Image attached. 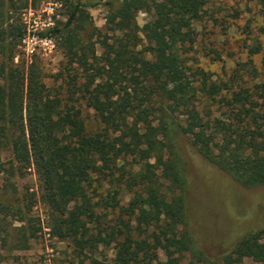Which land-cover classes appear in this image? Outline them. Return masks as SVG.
<instances>
[{"label":"trees","instance_id":"obj_1","mask_svg":"<svg viewBox=\"0 0 264 264\" xmlns=\"http://www.w3.org/2000/svg\"><path fill=\"white\" fill-rule=\"evenodd\" d=\"M209 2L108 0L112 35L101 41L88 5L64 0L66 20L39 33L64 56L69 90L61 92L44 81L40 63L15 64L13 41L25 34L16 17L38 0H0V237L12 218L23 224L19 244L29 241L36 194L20 197L17 180L33 169L53 236L78 255L113 249V258L92 264L264 261V228L216 259L189 229L177 136L241 186H264V62L255 80L220 79L195 65Z\"/></svg>","mask_w":264,"mask_h":264},{"label":"rangeland","instance_id":"obj_2","mask_svg":"<svg viewBox=\"0 0 264 264\" xmlns=\"http://www.w3.org/2000/svg\"><path fill=\"white\" fill-rule=\"evenodd\" d=\"M88 5L94 26L105 36L108 0H83ZM17 25L25 31L17 45L15 64L28 68L34 61L40 63L44 81L56 91L66 92L69 86L62 81L64 56L53 39H43L40 32L54 27L67 18L64 0H38L34 7L19 11ZM148 17L140 13L138 23L143 27ZM30 38V39H29ZM97 39V38H95ZM97 44L98 52L102 50ZM260 47V52L252 49ZM195 65H199L216 78L227 79L238 73L245 79L255 80L264 62V0H210L207 14L197 27V40L193 51ZM90 126L94 113L89 112ZM176 150L187 179L185 192L190 232L198 248L216 259L229 252L246 234L264 228V186L246 188L230 176L207 162L191 145L189 139L179 135ZM8 154H3L7 159ZM0 182V186H1ZM19 196L28 191L37 201L33 208L34 221L28 225L27 245L19 244L20 222L7 218L3 226L8 231L0 237V264H92L94 259H111L114 251L102 245L94 253L78 255L66 241L51 233L47 208L39 200V184L34 170L17 180ZM1 192V191H0ZM242 264H264L246 259Z\"/></svg>","mask_w":264,"mask_h":264},{"label":"built area","instance_id":"obj_3","mask_svg":"<svg viewBox=\"0 0 264 264\" xmlns=\"http://www.w3.org/2000/svg\"><path fill=\"white\" fill-rule=\"evenodd\" d=\"M30 39V38H29Z\"/></svg>","mask_w":264,"mask_h":264}]
</instances>
